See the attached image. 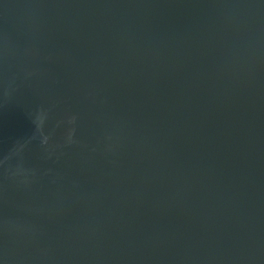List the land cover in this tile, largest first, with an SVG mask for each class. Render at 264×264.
Returning <instances> with one entry per match:
<instances>
[{
	"label": "water",
	"instance_id": "obj_1",
	"mask_svg": "<svg viewBox=\"0 0 264 264\" xmlns=\"http://www.w3.org/2000/svg\"><path fill=\"white\" fill-rule=\"evenodd\" d=\"M0 264H264V0H0Z\"/></svg>",
	"mask_w": 264,
	"mask_h": 264
}]
</instances>
